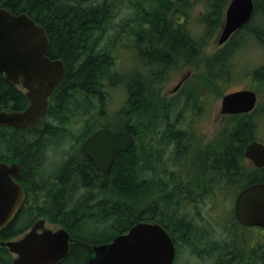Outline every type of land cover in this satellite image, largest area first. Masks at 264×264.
I'll use <instances>...</instances> for the list:
<instances>
[{"label":"trees","instance_id":"16d2710c","mask_svg":"<svg viewBox=\"0 0 264 264\" xmlns=\"http://www.w3.org/2000/svg\"><path fill=\"white\" fill-rule=\"evenodd\" d=\"M197 1L204 8L193 18L198 29L191 28L189 9ZM227 2L128 0L135 17L113 23L114 12L123 7L120 0H0V7L13 13L25 12L42 25L49 41L46 55L64 64L63 78L50 95L37 127H0V160L17 162L21 169L18 181H26L24 205L0 229V241L17 236L34 220L44 218L66 228L74 238L66 257L56 264H86L93 254L91 245L110 241L138 221L161 224V212L168 215L177 210L184 199L181 190L174 187L178 173L167 171V166L160 163L169 143L174 144L177 154H182L186 145L181 141L183 128L173 124L179 119L180 109L175 110L174 99L168 103L160 98L162 83L175 70L190 66L200 69L198 76L206 85L222 91L220 85L227 82L234 69L233 55L246 38L253 37L264 47L260 21L264 18V0H253L250 20L211 55H203L220 28ZM109 28L108 41L102 44ZM114 42L134 50L136 62L132 63V58L130 67H118ZM251 74L264 86V62ZM117 85L126 95L110 126L100 117L106 113L108 88ZM165 103L172 108L165 111ZM27 104L20 86L0 76V109H22ZM256 108L228 115L215 148L208 145L206 151L201 149L214 160L212 182L216 193L247 177L239 183L238 191L246 184L264 182V166L252 167L247 174L243 160L246 144L255 140ZM100 127L125 130L134 137V145L117 156L106 176L79 152L80 143ZM72 142L76 143L74 151L64 148L57 166L45 173L46 148L51 145L63 149L62 145ZM174 161L177 164L176 158ZM189 167L196 171L184 182L199 174L202 182L205 173L197 171L199 166ZM259 171L260 175L253 173ZM207 178L204 180L210 183ZM153 192L158 193L155 196ZM19 220L24 224L18 228ZM11 258L8 249L0 246V264H12Z\"/></svg>","mask_w":264,"mask_h":264},{"label":"water","instance_id":"95a60500","mask_svg":"<svg viewBox=\"0 0 264 264\" xmlns=\"http://www.w3.org/2000/svg\"><path fill=\"white\" fill-rule=\"evenodd\" d=\"M253 0H228L215 43L220 46L244 24L253 13ZM49 41L45 29L25 12L13 13L0 7V76L24 89L28 104L22 109H0V127L34 128L48 106V97L64 75L59 58H49ZM257 101L254 90L244 88L224 93L219 113H247ZM134 145L133 136L125 131L96 129L79 147L103 175L109 174L117 156ZM243 155L256 167L264 166V142L252 140ZM20 165L0 160V229L16 215L24 196L17 178ZM237 220L247 226L264 227V182L242 188L234 204ZM45 219H36L19 237L0 241L13 255L12 264H56L64 259L74 238L66 228L45 227ZM93 254L86 264H171L173 243L156 222L138 221L126 232L110 241L91 245Z\"/></svg>","mask_w":264,"mask_h":264},{"label":"rangeland","instance_id":"374dc122","mask_svg":"<svg viewBox=\"0 0 264 264\" xmlns=\"http://www.w3.org/2000/svg\"><path fill=\"white\" fill-rule=\"evenodd\" d=\"M128 0H120V4L123 5V7H120L114 12L113 18L111 21L118 22L120 19L126 18V19H132L135 17V9L133 7H130L127 5ZM190 9V15L192 18L191 20V28H197L194 26V17L201 11H203V5L201 2L197 1L194 3V5H191L189 7ZM260 21H262V26L264 27V18H261ZM219 30V29H218ZM218 32V31H217ZM111 33V29L109 28L106 31V34L103 38L102 44L108 41V36ZM214 35L213 40L206 46V48L203 51L204 56L211 55L218 47V45L215 43V36ZM114 37L111 38L113 40ZM234 39H236V36H234L233 39H231L230 43L234 42ZM113 50L114 55L116 57L117 66L121 67V69H126L130 64L132 65L133 62H136V55L134 50H128L126 47H124L120 43L114 42L113 44ZM133 56V57H132ZM133 58L132 63L130 62ZM264 62V47L261 42L254 41L253 37H247L244 45L239 46L238 50L233 55V63H234V69L229 76L226 83L221 84L220 88H222V91L217 90L218 86H211L206 85L205 82L202 81V79L199 78V70L196 67H181L180 69L175 70L168 79H166L160 89V96L167 95L168 98H162L165 102H168L172 99H174L175 104V110L180 109L179 119H176L173 124L177 126H181L183 128L182 137L183 144L186 145V147H183L182 150H185L182 152V154H177L175 151V146L171 142L172 140H169L170 137H168V140L171 142L168 144V148L164 152L162 156V160L160 163V166H167V171H175L177 172V185H174V187L180 186H188V188L191 189L192 186L189 184H192L190 180L187 182L180 179V170L181 172L183 169L188 165L191 164V160L194 159V161L198 160H205L204 166L193 164L195 167L199 166L200 170H202L204 173L212 174V172H209L211 169L209 167V156L206 157L205 152H202L204 149L206 151L207 146H213L215 148L216 142L220 138V130L223 127V124L225 123L226 119L228 118V115H221L219 113V106H220V99L222 94L238 90V89H244V88H252L256 91L257 94V104H256V110H254V116L257 119V126L255 129V140L264 142V86L261 85L256 79L252 77V70L259 66L261 63ZM130 65V66H131ZM129 66V67H130ZM187 72V73H186ZM187 74L184 78L183 76ZM181 86L176 89V84ZM176 86V87H175ZM175 87V89H174ZM173 89L175 91H173ZM125 90L120 86L110 87L108 88V99L106 100V113L103 117H100L101 121L104 124H109L110 126L114 124V120L116 119L115 113L122 105L124 99H125ZM170 103V102H168ZM166 104V103H165ZM156 106H163L164 104H155ZM171 105L168 106L166 104L165 111L168 109H171ZM163 110V111H164ZM160 112L159 114L163 113ZM159 112V111H158ZM115 116V118H114ZM73 144H64L62 145L63 149H60L58 147L49 146L46 148V155H47V162L45 163L44 172L47 173L51 171L53 168L57 166V164L60 162V160L63 158L62 154L64 152V148H67L68 151L73 152L74 148L73 146L76 145V143L72 142ZM181 144V145H183ZM212 148V149H213ZM190 149V150H189ZM211 147H209V151L213 153ZM187 152V153H186ZM190 152V153H189ZM181 157H180V156ZM201 156V157H200ZM180 157V158H178ZM206 157V158H205ZM174 158H176L177 164L174 161ZM60 159V160H59ZM244 160V165H246V173H249V170H252V167H255L251 164V162L247 159ZM181 162V163H180ZM185 162V163H184ZM183 167V168H182ZM212 171V170H211ZM189 172V174L187 173ZM254 174L260 175L262 171L259 172H253ZM191 174L190 170H187V168L184 170V175L189 176ZM251 175V174H250ZM205 177V176H204ZM207 178V176L205 177ZM248 178V177H247ZM247 178L240 179L236 185H228L220 190L219 193H216L212 196V198H206L203 197L202 194L206 190V186L204 185L200 186L199 188V201L198 205H201L202 208L201 211H206V213H210L211 216L201 214L202 218H199V222H205L209 223L206 225L207 227H210L214 233H219L222 231L228 232L229 229L228 226L230 224L231 219L233 218V212H234V201L236 194L238 192V186L239 183H244ZM180 179V180H179ZM212 179V178H211ZM204 178L202 179L203 182ZM213 179L210 181L212 183ZM204 183H207L208 185V191H209V185L207 181L204 180ZM188 184V185H187ZM173 186V185H172ZM225 191V192H223ZM161 192V191H160ZM235 192V193H234ZM156 193L153 192L152 195L156 196ZM189 198H184L186 201H191L190 204L187 207H194L195 199H191V195H188ZM235 196V197H234ZM152 196L148 200H151ZM183 199V200H184ZM182 200V201H183ZM186 205H184L185 207ZM183 207V205H182ZM196 207V206H195ZM194 207V208H195ZM199 208V207H197ZM194 220V219H193ZM24 224L23 220L20 223L19 220V226H22ZM45 227L56 229L59 227L56 224L50 223L46 220ZM213 233V232H212ZM255 234V230H250L248 232L249 237H253ZM20 234H18L19 236ZM17 237V236H16ZM14 237V238H16ZM192 249V248H191ZM217 251L216 249L214 250ZM195 252H192L189 254V250H182L181 256L177 259L178 264H206L205 260H200L204 262H199L197 256L194 254ZM200 259V258H199ZM241 263L240 260H237L236 262H233V264H239Z\"/></svg>","mask_w":264,"mask_h":264},{"label":"flooded vegetation","instance_id":"af4514ba","mask_svg":"<svg viewBox=\"0 0 264 264\" xmlns=\"http://www.w3.org/2000/svg\"><path fill=\"white\" fill-rule=\"evenodd\" d=\"M186 75L187 74H185L183 78ZM182 83L183 81L177 85V82V87L175 86L176 89H178ZM174 89L173 91H175ZM162 96L168 98L167 95L163 94ZM170 99L173 98L171 97ZM190 162L192 165L196 164L204 166L203 163L205 164V160L194 161L193 159ZM213 162L214 160H209V167L211 168L209 172H212V174L205 173V175H203L207 176L209 181L215 178V175L213 174L214 169L212 167ZM192 165L188 164L182 172L180 171L179 175L181 180L186 178V175H184V170L186 168L191 172L196 171V168H188V166ZM197 171L202 170L199 168ZM201 178L202 176L199 174L198 177L190 181L192 183L189 184L192 186L191 189H187L188 186L185 185H178L179 187H175L177 188V191L182 189L180 192L184 194L183 198H189L188 195L190 194V200L195 199V208L187 207L188 205H191V201L183 200L180 206L177 207V210H172L169 213L170 215H163L162 212L160 213L162 221L160 225L167 232L174 246V258L171 264H178L177 259L181 256L182 250L184 249L189 250V254L191 251L195 252V254H193L197 256L198 263L204 262L200 260H205L206 258V264H233V262H236L237 260L241 261L239 264H262V257L264 256V227L257 226L256 228V226L241 224L235 216V211L232 213L233 218L228 226L229 234L227 231L224 232L222 230L219 233H214L210 227L206 226L209 223L199 222V218H202V212L205 215L211 216L210 213H206L205 210L201 211V205H198L200 186L204 185V187L206 186L208 188L207 183L201 182ZM19 183L24 192L21 205H24V200L26 198V181L20 179ZM211 184L212 186L209 188V191L206 188L205 192L202 194L203 197L212 198L215 194L213 182ZM184 205L186 206L184 207ZM173 220H178V223H174ZM250 230H255V234H253L254 236L251 238L248 235ZM215 249L217 250L216 252L214 251ZM214 253H218L217 257L213 256Z\"/></svg>","mask_w":264,"mask_h":264},{"label":"bare ground","instance_id":"6f19581e","mask_svg":"<svg viewBox=\"0 0 264 264\" xmlns=\"http://www.w3.org/2000/svg\"><path fill=\"white\" fill-rule=\"evenodd\" d=\"M95 3H96V2H95ZM136 57H137V55H136ZM119 71H120V70H119ZM111 72H112V71H111ZM120 75H121V74H120ZM105 95H106V94H105ZM155 109H156V108H155ZM120 115H122V114H120ZM149 121H150V120H149ZM129 122H130V121H129ZM98 123H99V122H98ZM95 126H96V125H95ZM162 129H163V128H162ZM112 130H113V129H112ZM79 131H80V129H79ZM75 137H76V136H75ZM77 146H78V145H77ZM189 150H190V149H189ZM186 153H187V152H186ZM189 153H190V152H189ZM252 165H253V164H252ZM253 166H254V165H253ZM255 167H256V166H255ZM182 168H183V167H182ZM256 168H259V167H256ZM180 171H181V170H180ZM152 175H153V174H152ZM201 176H202V175H201ZM179 180H180V179H179ZM158 183H159V182H158ZM255 183H257V182H255ZM251 184H253V183H251ZM247 185H250V184H246V186H247ZM244 187H245V186H244ZM244 187H243V188H244ZM82 189H83V188H82ZM241 189H242V188H240V190H241ZM181 190H182V189H181ZM240 190H239V191H240ZM239 191L237 192V194L239 193ZM234 193H235V192H234ZM151 194H152V193H151ZM237 194H236V197L234 196V197H235V200H236V198H237ZM160 203H161V202H160ZM234 204H235V201H234ZM256 228H257V226H256Z\"/></svg>","mask_w":264,"mask_h":264}]
</instances>
